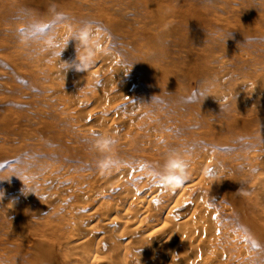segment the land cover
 I'll return each instance as SVG.
<instances>
[{"label": "rangeland", "instance_id": "rangeland-1", "mask_svg": "<svg viewBox=\"0 0 264 264\" xmlns=\"http://www.w3.org/2000/svg\"><path fill=\"white\" fill-rule=\"evenodd\" d=\"M65 4L71 10L64 11ZM150 4L161 5L163 13L151 11ZM75 13L103 29L105 52L120 56L134 77L142 71L137 53L162 69L165 75L156 79L140 75L136 105L130 102L133 92L128 100L114 93L112 103L103 105L97 83L91 92L78 93L72 69L65 77L49 75V63L76 60V42L66 46L65 39L69 27L81 23ZM169 26L171 33L165 31ZM78 96L82 104L71 105ZM114 116L115 129L109 128ZM92 132L111 136L127 164L100 174L95 163L103 154L92 148ZM170 150L191 160L188 179L166 203L172 218L192 213L190 200L173 208L185 187L194 191L221 182L222 192L216 189L204 201L235 239L213 245L216 254L226 253L216 264H264V248L256 242H264V192L254 181L264 165V0H0V264H146L171 254L177 259L176 242L153 244L152 260L146 250L121 249L126 233L74 218L82 210L93 214L102 202L119 208L115 215L121 218L126 187L136 196L153 186L165 192L153 174ZM88 192L92 196L83 198ZM19 207L32 208L25 222L12 209ZM74 219L84 224L77 227ZM26 224L33 232L29 241L10 235ZM79 235L91 236L88 248L77 247ZM106 235L112 248L96 247ZM91 248L99 249L98 258L80 257Z\"/></svg>", "mask_w": 264, "mask_h": 264}, {"label": "bare ground", "instance_id": "bare-ground-1", "mask_svg": "<svg viewBox=\"0 0 264 264\" xmlns=\"http://www.w3.org/2000/svg\"><path fill=\"white\" fill-rule=\"evenodd\" d=\"M62 7L64 11L68 10L67 8L69 7H70V10L72 8L70 4H65ZM149 8L151 9V11H154L157 14L159 13L161 15L163 13V7L161 5L160 7H153L150 4ZM75 16H76V20L81 23L82 21L85 22V21L90 20V18L88 17L86 18L85 16H82L80 14L75 13ZM160 23L164 24V20L161 18H160ZM165 31L171 33L172 31L171 27L169 26L167 29H165ZM103 44H104V48H106L105 42H103ZM137 54L138 55L135 56V58H137L135 59V61L137 62L136 65L142 70L140 75L144 76V78L147 77L150 79H156L162 75L163 76L165 75L162 69H160L157 66H153V63L147 62L145 60L147 56L144 58L141 55V53L140 54L137 53ZM119 57L113 55V53L107 54L106 52H104L102 55H99L96 58V62L94 63V65L91 67V69L88 72L87 71L78 72L74 68H70L73 70L71 80H74L76 83V87H74V89H76L77 92L80 94L85 93V92L88 93V92H91V90L94 88L93 86L94 83L99 84L100 86L103 87L100 93V98H101V103L105 106H108L112 103L111 102L112 94L119 93L118 95L124 96V100L126 99L128 100L127 96L133 92V101H130V102H132L133 105H136L135 98H134V93H135L134 90L136 88V85L138 86V80H140L139 79L140 75L139 77L138 76L134 77V74H133L134 70H132L133 68L131 69L128 66V64L126 67H123L124 64L123 65L121 64L120 62L121 60H119L120 59ZM48 62H51V61H48ZM43 64L45 65V63ZM49 64L47 66V63H46V65L44 66V67L46 66L48 67V70L50 71L48 72L49 75L55 76L57 78L66 76V73H65L66 70H63L62 67H60L58 63L53 62L50 64V66ZM150 79L148 80L150 81ZM120 87L122 88L120 89ZM77 99H78L77 101L71 102V105H79V104L81 105L82 101L79 100L80 96H78ZM107 108L108 107L101 108L100 111L104 114L107 111ZM103 114H100L101 116L99 115L97 118L103 119L102 118ZM117 118L118 117L116 116L112 118L111 122H109V128L115 129L116 127L119 126V124L117 126V122H119L118 121L119 118L118 119ZM257 156L260 157V155H257ZM260 171H261L260 174H258V176L254 178V181L257 183V185L258 184L262 185V190L264 192V165L261 166ZM124 173H130V171L125 169ZM51 174L56 175L54 171H51ZM247 181H251L250 178L249 180L247 179L245 182ZM220 183L221 182H218V183L209 182L207 184H204L203 186L195 188L194 191H192L189 186L185 187L182 193L178 196L176 204L173 206V208L176 206L178 207L180 203L187 201V200H190L194 204V206L192 207V213L189 215L187 219H183V220L182 219L177 220V219L172 218L171 216L172 208L168 209L169 204L166 205V203H169V200H171V198L175 195V193L171 191L170 189H166L165 192H159L158 191L159 187H156V186L151 187L146 194L141 195V196H136V194H134L130 188L126 187L123 190V194L121 198V200L124 201L125 204L123 208H121L118 211V212H121L122 214L120 216L121 218H118L115 215V213L117 212L119 208H115L112 204H109L107 202L100 203L98 205V208L96 209V211H94L93 214L91 213L87 215L84 212V215H83L81 214V212L84 210H82L81 212L79 211L80 212L79 216H75L74 218H76L77 220L84 219V218H86V220L91 219L94 223H96L97 226L102 224L103 222V223H106V226L108 227V229H110L111 232L112 231L115 232L119 230L121 233L122 232L126 233L125 235H129L130 237L126 236L128 237V239H126L125 237L120 238L121 241H124L122 243L123 248L121 247V249H124L125 251L132 250L138 253L144 252L146 250L147 252H149L148 257H150L152 260L157 254V250H156L157 248L155 249L152 248L153 244L161 242V241L163 243L160 246H163V245L169 246L174 242L177 243V245L173 249L174 252L177 250L181 251L178 254L177 259L175 257L177 255L171 254L172 256L163 257V260L161 262H150L151 260H148L146 264H216L215 261L219 257H220L219 259L224 257L226 253L216 254L215 250L213 249V245L217 242L222 241V239H226V237L232 240L235 239V234H233L230 231L229 232L224 231L223 229H225V227L218 226L216 222L215 207L212 204L210 205L206 204L204 201V198H209V199L212 198L213 195L215 194L216 189L220 191L221 189L220 186L224 185ZM61 189L63 190V188ZM91 192L84 194V196L82 197L87 198L89 196H92ZM220 192H222V190ZM20 207L12 208V209L15 212L18 211L19 221L25 222L26 215L28 212L31 213L30 211L32 210V208L23 209ZM167 209H168V214L166 217H164V213L166 212ZM74 210H77V209H74ZM234 210L236 214L240 216L241 219L244 220L246 218L244 217L243 210H241V208L239 207L237 203L234 204ZM76 213L78 214V212ZM146 220H149V221H146ZM75 221L76 220L74 219V225H77V227H80L82 224H84L82 222L78 221L79 222L78 223ZM252 225L253 224H251V220L248 219V222L247 224H244V227H246V229L247 228L249 229L252 227ZM11 230L12 232L10 233V235L14 237L15 239H17L18 241L19 240L29 241V238L31 237L33 233L30 231L28 224L24 226H14L13 229ZM143 232L145 234L143 235V237H141V239L131 240V238H136L137 235ZM123 235L124 234H122V236ZM109 236L106 235L98 239V241H96V244H97L96 247L99 246L100 244H104L105 246H108V247L110 246L112 248L113 242L110 241L112 240V238L110 239ZM91 239H92L91 236L83 237L79 235L78 238L75 239L77 240V247L83 248L86 245L85 247L88 248L89 246L87 244L90 241L91 242L93 241ZM241 240L242 239H240L239 241L241 242ZM256 242L259 243L260 246L264 248L263 241H261L260 239H257ZM195 243L197 244L194 245ZM244 245H246V243ZM98 250H99L98 248L94 250H92L91 248L90 251L87 250V252L84 250L80 257H84V255L87 257L92 255L94 258H98V255L100 252ZM195 253L196 255L199 256V258L208 256L207 257L208 259H198V260L191 259L190 254H195Z\"/></svg>", "mask_w": 264, "mask_h": 264}, {"label": "clouds", "instance_id": "clouds-1", "mask_svg": "<svg viewBox=\"0 0 264 264\" xmlns=\"http://www.w3.org/2000/svg\"><path fill=\"white\" fill-rule=\"evenodd\" d=\"M65 39L66 46L69 40L76 42V60L71 64L67 62L60 63L63 70L74 68L78 72H88L96 62V58L105 52L103 44L104 31L92 21L70 26ZM224 110L226 109L222 108V111ZM88 137L93 140L92 148L95 152L103 154V159L95 163V167L100 174H109L127 164V161L121 159L114 151V140L111 136L92 132L88 134ZM190 166L191 160L188 158L187 153L170 150L166 154L165 163L159 166L153 174L154 182L166 189L175 190L188 179ZM161 167L162 170H160Z\"/></svg>", "mask_w": 264, "mask_h": 264}]
</instances>
